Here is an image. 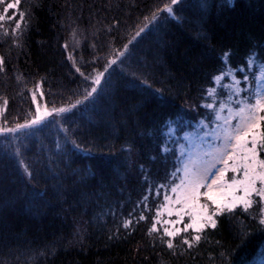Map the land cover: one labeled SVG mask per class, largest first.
I'll use <instances>...</instances> for the list:
<instances>
[{
	"label": "trees",
	"instance_id": "obj_1",
	"mask_svg": "<svg viewBox=\"0 0 264 264\" xmlns=\"http://www.w3.org/2000/svg\"><path fill=\"white\" fill-rule=\"evenodd\" d=\"M165 3L168 0H21L32 12L22 49L11 43V27L0 25V53L10 54L7 74H0V102L8 100L9 123L23 121L33 105V92L50 105L81 99L76 108L54 113L55 119L28 129L27 135L18 132L15 140L0 136V225L18 237L13 245L20 244L12 252L0 245V262L32 264V250L42 251L46 244L56 248L55 256L37 257L35 264L252 261L264 229L257 218L244 216L206 235L190 255L175 258L167 252L158 255L150 246L145 222L127 239L123 229L121 239H108L134 207L139 211L136 202L143 184L160 177L162 130L187 105L200 102L202 91L212 86L211 77L223 66V51L230 50L229 63L236 66L250 51L264 50V0H181L174 16L158 13L148 31L135 37L136 24ZM77 25L89 34L99 30L95 50L81 47L72 53L82 70L93 51L103 63L109 47L120 48L133 39L124 64L113 65L99 95L87 101L82 99L79 74L62 48L67 41L72 52L71 30ZM108 25L113 27L110 35ZM135 82L138 85H130ZM187 97L191 99L185 102ZM150 156L156 159L149 161ZM169 164L167 157V168ZM25 165L34 179L25 175ZM137 247L141 251H135Z\"/></svg>",
	"mask_w": 264,
	"mask_h": 264
},
{
	"label": "snow or ice",
	"instance_id": "obj_2",
	"mask_svg": "<svg viewBox=\"0 0 264 264\" xmlns=\"http://www.w3.org/2000/svg\"><path fill=\"white\" fill-rule=\"evenodd\" d=\"M180 2L181 0H168V3L158 7L151 16L145 18L144 24L138 27L135 37H140L146 27L158 19V13L174 16L177 11L174 6ZM31 19L32 12L21 6V0H0V22H11V43L17 48L22 49L24 46L25 31L30 30L27 22ZM22 23L25 24L24 28ZM72 23L76 21L72 20ZM106 28V35H110L113 27L108 25ZM97 31L99 30H93L89 34L77 25L71 30L74 40L72 52H69L67 41L62 44L67 59L72 62L75 73L79 74L84 85V101L95 99L93 94L99 95L98 88L105 74H111L109 69L113 65L124 64L129 45L133 43V39H129L120 48L109 47L103 63L93 51L91 59L83 62L82 70L72 53L81 47L95 50ZM5 35H8V32H5ZM9 55L0 53V74H7ZM230 56V50L223 51V66L211 77L212 86L202 91L199 103L191 104L192 112L197 115H200V109L209 110L198 120L193 117L200 133L197 142L190 141L187 149L177 144L179 155H176L166 142L159 146L160 152L171 153L175 157L172 165L174 170L166 173L165 182L156 184L154 191L151 186L147 189L136 202L139 211L134 207L108 239L119 240L122 236L127 239L137 231L141 222H145L144 235L150 246L158 249V255L167 252L169 258H175L185 253L190 255L189 250L198 247L206 235L214 234L225 222L231 223L237 217L244 216L245 219L253 220L258 217L259 225L264 226V63L259 65V73L252 72L254 58L259 56L264 60V50L259 53L250 51L245 62L236 66L229 63ZM252 80L255 81L254 87ZM224 92L227 93L226 96L223 95ZM190 99L191 97H187L185 102ZM32 101L36 102L35 92L32 93ZM79 104L81 99H77L75 103L69 102L67 107L51 110L46 107L42 110L37 104L31 119L9 126V117L6 115L8 100L3 98L0 102V135L15 140L20 130L41 125L47 117L55 119ZM233 104L237 106L233 107ZM225 109L227 115H222ZM54 113L56 116H53ZM172 123L173 121H168V138H171L174 131ZM24 134L27 135V131ZM183 135L187 138L189 134L184 132ZM178 140L177 136L176 141ZM73 144L77 148L80 147L75 141ZM155 159V156L149 157V161ZM144 167V164L140 165L141 170ZM24 172L30 179L35 178L27 165L24 166ZM81 196H84L83 192ZM150 196L153 197L151 204ZM242 236L243 233H236L237 238ZM12 239L18 240V237L11 236L4 231L3 225H0V245L9 252L20 247L19 243L13 245ZM32 251V264H35L37 257L56 254V248L47 244L42 251ZM135 251L139 252L141 249L137 247ZM0 264H10V261L5 260ZM159 264H164V261L161 259ZM241 264H245L243 259Z\"/></svg>",
	"mask_w": 264,
	"mask_h": 264
},
{
	"label": "rangeland",
	"instance_id": "obj_3",
	"mask_svg": "<svg viewBox=\"0 0 264 264\" xmlns=\"http://www.w3.org/2000/svg\"><path fill=\"white\" fill-rule=\"evenodd\" d=\"M164 1L166 2L167 0H164ZM144 22H145V19L141 20L139 23L136 24L135 29H134V33L136 32V30L138 29L139 26H142L144 24ZM0 25H2V28H5L6 25H8V27H12L11 22H9L7 20H5L3 22H0ZM150 27H151V24H149L146 27L145 33L148 31V29ZM140 37H138V38H140ZM252 72L253 73H259L256 70L255 65H253ZM250 79H251V76H250ZM252 81H254V80H252ZM130 85L135 86V85H138V84L135 82L134 84L132 83ZM218 91H221V90H218ZM223 95L226 96L227 93L224 92ZM70 101L66 100V102L64 104H62V105L61 104L60 105H50L48 103V101L44 100V98L42 99V98L36 97V102L35 103L33 102L32 107L28 108L25 111L26 114L23 117V121L21 123H23L25 119H31L33 113L35 112L37 104L40 105L42 110L45 107L48 110H51L52 108L67 107V105L69 104ZM236 106L237 105L233 104V107H236ZM208 111L209 110H204V109H202V111L199 110L200 115H197V113L192 112L191 105H187L185 108H183L181 110L180 113H177L176 117H178V118H176L175 121H173V123L171 124V127L174 129L171 138H168V136L166 135L168 133L169 124L162 130V138H161L160 145L166 142L167 146L169 148H171L176 153V155H179L180 149L178 148L177 144L183 145L184 149H187L189 147V142L190 141L195 143L198 140V137H199L200 133L197 131L196 120H194L193 117L195 116L196 119L198 120L201 115H205ZM222 115H227V109L224 110ZM49 119H50V117H47L45 121H48ZM233 123H235V121H233ZM12 124H14V123H9V126H12ZM34 126H39V125H34ZM34 126H31V128L34 127ZM21 131H28V129L27 130H20L19 132H21ZM184 132H187L189 134L187 138H185V136L183 135ZM0 136H3V135H0ZM177 136L179 137L178 142L176 141V137ZM167 156H168L167 153L160 152V158H161L160 160L162 162V165L160 167V171L161 172L158 173L160 175V177L156 175V177L154 179L151 178V180L149 182H146V185L143 184L142 192H140L142 196L146 193L147 189L150 186L152 187V189L154 191L156 184L165 182V176H166L165 171H166V168H167ZM173 163H174V161H173ZM171 169L174 170L173 167H171ZM167 173H168V168H167ZM152 200H153V197L150 196L149 197V203L150 204H151ZM257 219H258V217H257ZM261 227H262V229H264V226H261ZM80 228L81 227H77V230H79ZM249 264H264V240L259 245L258 251L255 253L252 261Z\"/></svg>",
	"mask_w": 264,
	"mask_h": 264
}]
</instances>
